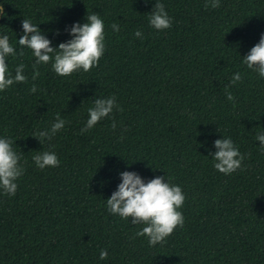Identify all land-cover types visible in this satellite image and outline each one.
Segmentation results:
<instances>
[{"label": "trees", "instance_id": "obj_1", "mask_svg": "<svg viewBox=\"0 0 264 264\" xmlns=\"http://www.w3.org/2000/svg\"><path fill=\"white\" fill-rule=\"evenodd\" d=\"M156 2L0 0V36L17 53L9 73L23 63L27 77L0 92V138L13 141L24 168L15 196L0 190V264H264V149L256 140L264 78L243 63L264 34V0H220L216 9L205 8L210 0H158L172 18L164 31L149 24ZM93 13L104 21L98 66L64 78L51 63L39 65L33 81L35 57L18 44L22 20L58 48ZM236 73L242 79L233 85ZM112 96L123 111L81 134L95 99ZM57 113L64 129L40 143L34 133L50 130ZM223 138L245 157L231 175L213 167ZM44 151L59 167L35 165ZM125 171L181 187L184 226L163 244L149 246L136 235L144 225L108 211Z\"/></svg>", "mask_w": 264, "mask_h": 264}, {"label": "clouds", "instance_id": "obj_2", "mask_svg": "<svg viewBox=\"0 0 264 264\" xmlns=\"http://www.w3.org/2000/svg\"><path fill=\"white\" fill-rule=\"evenodd\" d=\"M208 7L219 8L220 0L206 2L205 8ZM4 14L3 6H0V16ZM86 20L87 22L83 24H73L69 30L72 38L60 43L58 48L51 46L52 42L30 19L22 20L23 35L18 40V44L21 49H30L35 57V63L32 65L33 81L40 75L39 65L51 63L55 74L64 78L81 70L87 73L98 66L105 52L104 21L97 13L87 15ZM149 24L157 31L167 30L172 25V18L166 12L164 4L158 0L150 13ZM111 27L115 32L120 31L119 24L113 23ZM135 36L142 38L143 34L137 31ZM16 55V50L9 42V37L0 36V92L15 83L27 82L23 63L15 68L14 77L9 73L7 59L9 56ZM18 55L23 56V51H20ZM243 63L260 78H264V34L243 58ZM241 79V74L236 73L232 77L231 84L235 85ZM30 91L32 93L38 91L35 84L32 85ZM225 93L229 101H234V96L227 88H225ZM114 109L123 111L116 103L115 96L95 99L94 105L88 109L89 118L81 129V134L92 130L100 121L109 118ZM66 123L57 113L50 130L36 132L34 138H38L40 143L44 140L51 141L58 132L64 129ZM112 129H116L115 120H113ZM256 140L264 149V133H257ZM214 147L216 152L212 158L215 161L213 165L215 170L224 175H231L241 169L245 157L231 138L215 140ZM32 159L41 170L60 165L54 152H38ZM20 160L21 155L14 150L13 141L9 138H0V190L6 195L15 196L17 192L16 181L24 174ZM120 179L121 183L117 190L106 200L108 211L126 221L130 218L133 225H144L136 235L146 237L149 246L155 247L157 244H163L177 227L183 228L184 217L179 209L182 208L186 198L180 186L165 182V177L159 176L145 182L139 174L128 171L121 173ZM107 256V250H101L100 259L104 260Z\"/></svg>", "mask_w": 264, "mask_h": 264}]
</instances>
